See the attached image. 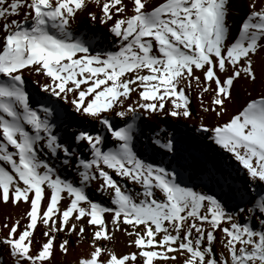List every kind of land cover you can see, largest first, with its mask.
I'll use <instances>...</instances> for the list:
<instances>
[{
  "label": "snow or ice",
  "instance_id": "obj_1",
  "mask_svg": "<svg viewBox=\"0 0 264 264\" xmlns=\"http://www.w3.org/2000/svg\"><path fill=\"white\" fill-rule=\"evenodd\" d=\"M234 8L235 0H0V203L29 205L27 223L22 217L0 229V249L13 264H51L57 248L69 251L58 234L83 239L88 227L91 251L78 264H264V92L228 110L236 84L257 83V58L264 84V0H244L239 35L230 38ZM82 16L117 38V50L97 51L74 35ZM194 91L203 112L222 121L200 129L238 162L236 185L230 172L201 165L219 196L156 166L160 149L184 151L174 137L154 140L152 162L136 147L141 117L190 119ZM60 101L82 118L76 123L100 129L61 135ZM109 137L115 146L106 148ZM53 161L76 176L62 178ZM93 182L111 206L89 198ZM63 194L69 203L61 207ZM112 230L124 231L137 251L117 255L101 245Z\"/></svg>",
  "mask_w": 264,
  "mask_h": 264
},
{
  "label": "bare ground",
  "instance_id": "obj_2",
  "mask_svg": "<svg viewBox=\"0 0 264 264\" xmlns=\"http://www.w3.org/2000/svg\"><path fill=\"white\" fill-rule=\"evenodd\" d=\"M160 2L161 0H159L158 3ZM243 3H244V0L241 3L242 9L239 10V12L236 15H231L230 18H228L230 33L234 35L233 38L239 35L238 28L240 25L241 16L243 15ZM73 32H74V35L76 36H80L85 39H91L93 41V47L97 51H114V50H117L118 45H119V40L117 38H114L112 34L109 33L103 25L90 23L88 18L84 16L80 17L79 23L73 26ZM260 62L261 61H257L256 65L261 66ZM257 76H258V81L257 83H255V85L249 86L248 84L249 81H247L245 91L242 90V83H241L244 81L241 80L238 84H236V88L234 92V101L233 103L228 105L229 115L235 113L240 108V106L244 104L245 100L248 99L249 93L259 98L261 93L264 92V84L261 83V79H260L261 78V68L258 69ZM37 78L38 77H36L35 75L28 77L30 81H34ZM32 84L34 88L36 89L38 88V86L34 82ZM30 91L34 95V92L31 90V88H30ZM209 99L210 97L206 94L204 97L205 103H207ZM190 111L192 113V116L190 119L173 118L171 116H159L155 118L148 117V116L141 117V119L138 121L139 140L137 141V143L142 141L141 148H142V152L144 156L147 158V162H152V157H153L152 145L155 139H160L162 142H164L168 138L173 136L174 134H176V136L180 134L179 132H181V128L186 126V128L190 132L185 131V134L189 135L191 138L195 137V140H197L202 145V147L208 151V155H206L205 158L200 157L199 159L204 160V162L206 161L207 162L206 166L210 168L217 167L219 165L221 166V164H219L217 161L222 162V165L223 163L226 162L227 164H225L223 167H225L226 172H230L232 174L231 176L235 177V178L230 177L228 179V183L234 184V185L239 184L240 180L236 179L237 171H238V162H236L234 158L231 157L230 153H227L222 148H220L219 145L215 144L214 140L211 138L212 134L205 133L200 129V125L202 122L206 126H215L218 123L219 118H216L213 113L203 112L202 108L200 107V97L196 94L195 91L193 92V95L191 98ZM66 113L67 114L63 122V125L64 124L66 125V122L68 123L67 119L68 120L74 119L75 121H79L82 119L75 113H72L71 108H70V112H67L66 110ZM223 119L227 120L228 116H225ZM219 122H222V121H219ZM78 125L79 124L77 123L72 124L71 129L83 127L81 124L79 126ZM93 126H95L97 130H99L101 127L96 122H92V127ZM120 126H123V124L121 123ZM89 129H91V127H89ZM60 133L61 135H63L61 130H60ZM174 138L175 140L182 142V147L184 151L186 152L189 151L190 154L195 157L198 155L197 153L193 151V147L195 146L194 144L182 141L181 138H179V136L174 137ZM114 146H115L114 143L111 141L109 137V142L107 143L106 148H110ZM187 146L192 147V149H189ZM155 147L158 148L159 146L156 145ZM165 151L166 150L164 149H160L159 154L155 155V160L157 161L156 166H164L169 171L175 170L178 173L177 168H176L178 160L169 159L168 156L164 154ZM84 155L87 156L88 154L85 152ZM186 155L188 154L186 153ZM160 162H162V164ZM187 163L192 166L191 160L187 161ZM220 166L219 168L223 169ZM192 168L195 169V173L199 175V178H197L196 180H200L201 182L203 181V186L205 187V189L208 190L209 188H211L212 191L210 192H213L217 196H219L220 187L219 189H217L214 186V184L207 182L206 177L200 171L201 165L196 168L192 166ZM240 175H243L242 171L240 172ZM65 178L68 179L67 177ZM94 186L97 187V184H95ZM127 186L129 188H134L136 190H139L138 185H132L129 183ZM221 186H223V180H221ZM96 202L103 204L101 199H98V201ZM66 203L68 204L69 200ZM67 204H64L62 200L60 206L64 207ZM28 209H29V205L25 203H21L19 204V206H14L11 203L7 205L0 203V229H2V225L4 223L11 224V223H14L16 219H21L22 217H25V213ZM108 218H110V216L106 215V219ZM21 223L22 224L27 223L26 217L21 219ZM126 227L128 226L123 225L122 228H126ZM43 231H44V227L42 225H38V229L34 233L36 239L40 242H43L44 240V237L42 235ZM91 233H92L91 227H88L87 234L84 236L83 239L78 238L76 236H68L66 233H59L58 240L56 241V243L58 244L59 241L65 238L69 239L70 240L69 251L67 254H64L60 252L59 249L57 248V250L54 253V257L52 258L51 264H78L79 259L82 257H86L91 251V247H90ZM0 234H2V232H0ZM218 235L222 238V234H218ZM126 237L128 238L129 236L126 234ZM101 242H104V246L112 249L117 255H123V254H128V253L137 251V249L134 246H131L130 250L128 249L129 252H127V250H123L126 244H128L125 237L123 236L115 238L114 240L111 239L110 241H101ZM215 246L217 248L218 253L221 250H223L221 244L217 243ZM0 259H3L4 264H13L12 258L3 249H0ZM177 264H181V261L180 260L177 261Z\"/></svg>",
  "mask_w": 264,
  "mask_h": 264
},
{
  "label": "rangeland",
  "instance_id": "obj_3",
  "mask_svg": "<svg viewBox=\"0 0 264 264\" xmlns=\"http://www.w3.org/2000/svg\"><path fill=\"white\" fill-rule=\"evenodd\" d=\"M159 2V0H151V3L152 4H157ZM243 2V0H235V8H234V10H233V12H232V14L231 15H236L238 12H239V10H241L242 9V5H241V3ZM230 15V16H231ZM230 16H229V18H230ZM229 20V19H228ZM234 37V35L232 34V33H230V38H233ZM257 61H262V58H257ZM261 63V62H260ZM261 68V66L260 65H256V70H257V73H258V69H260ZM242 81H244V80H242ZM242 83V90H246L245 89V87H246V83H247V81H244V82H241ZM249 86H252L253 84H252V82L251 81H249ZM30 88H31V90L34 92V95H37V92H36V88H34V86H33V84L32 83H30L29 84V90H30ZM42 95V94H41ZM61 105H63V102L62 101H60L59 102ZM36 107H39V105H36ZM63 108H65L66 110H67V112H70V107L69 106H67V105H63ZM117 121L119 120V118H115ZM67 121H68V123L66 122V125L64 124H62V126L60 127V130H61V132H62V134L64 135L65 134V132L66 131H70V130H72L71 129V125L72 124H76V121L74 120V119H71V120H68L67 119ZM80 121V120H79ZM77 124H79L80 125V123H77ZM78 125V126H79ZM83 127H91L92 128V122H88V121H84L83 122V124H81ZM183 130V131H182ZM185 131H189L187 128H186V126L185 127H182L181 128V132H179L180 134H182V136L181 137H179V138H181V140L182 141H185V142H189V143H192V144H194L195 146L193 147V151L195 152V153H197L196 155V157L195 156H192L191 154H190V152L188 151V152H186V151H183L181 154H180V156H175V154H173V153H168L167 154V156H168V158L169 159H171V160H173V159H177L178 160V163H177V165H176V168H177V171H178V173L183 177V179H184V185L183 186H189V187H193L194 188V190H197V191H206V192H208V194L209 195H212L213 194V192H210V191H208L207 189H205V187L203 186V183L200 181V180H196L197 178H199V175L197 174V173H195V169H193L192 168V166L191 165H189L188 163H187V161H189V160H191V163L193 164V160L195 159V160H198V161H200V164H197L196 166H195V168L196 167H198V166H200V165H202V164H204V160H201V159H199L200 157H206V155H208V151L207 150H205L203 147H202V145L197 141V140H195V137L194 138H191L189 135H186L185 134ZM190 132V131H189ZM171 137H177L176 136V134H174L173 136H171ZM141 143H142V141H140L139 143H137L136 144V147H137V149L141 152V153H143L142 152V148H141ZM189 149H192V147H189V146H187ZM214 149V148H213ZM186 153L191 157V159H190V157L188 156V155H186ZM203 155V156H202ZM45 159H48V157L47 156H45L44 157ZM62 158V157H61ZM186 160V161H185ZM219 164H221V166L220 167H222L224 170H225V167H223L225 164H227L225 161V163H223V165H222V162H220V161H217ZM53 163H55V164H57V166L60 168V175L62 176V178H65V177H67L69 180H72L75 176H76V171H75V168L73 167V168H66V167H63V166H60V164H59V161H53ZM189 165V166H188ZM219 166H217V167H219ZM226 171V170H225ZM192 176V177H191ZM194 177V178H193ZM231 177H233V176H231ZM233 178H235V177H233ZM96 184V182H93L91 185H89V187L87 188V195L89 196V198L93 201V202H96V201H98V199H101V201L103 202V205H105V206H111L110 205V200H109V198L107 197V196H105V195H102L100 192H98L97 191V187L96 186H94ZM214 186L217 188V189H219V187L220 186H216L215 184H214ZM212 187V186H211ZM96 188V189H95ZM226 188V187H225ZM64 196H65V199H63V202H64V204H67L66 202L68 201V198H67V196H66V194H63ZM229 210H232V206L231 205H229ZM108 216H110V215H108ZM108 220V222H109V228L111 229V224H110V220H111V217L110 218H108L107 219ZM252 223H253V225L254 226H256V227H258V224H257V222L255 221V220H253L252 221ZM122 227H123V225H122ZM129 230H131V229H129ZM124 231H122V230H112L111 231V235H112V240H114L115 238H118V237H125V239H126V241L128 242V244H126V246L124 247V249L123 250H127V252H129V250H130V240L132 239L131 237H126V233H123ZM101 245H103L104 246V242H101L100 243ZM129 249V250H128ZM215 250L217 251V248H216V246H215ZM217 253H218V251H217ZM178 261H179V259H178Z\"/></svg>",
  "mask_w": 264,
  "mask_h": 264
}]
</instances>
